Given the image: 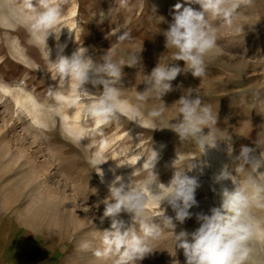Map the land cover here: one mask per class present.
<instances>
[{
  "label": "rangeland",
  "instance_id": "374dc122",
  "mask_svg": "<svg viewBox=\"0 0 264 264\" xmlns=\"http://www.w3.org/2000/svg\"><path fill=\"white\" fill-rule=\"evenodd\" d=\"M178 3L186 4L187 0H68L58 37L49 36L47 44L43 37L29 33L22 17L0 24V245L13 262L104 264L78 245L111 230V218L104 216V201L115 176L139 184L148 175L143 165L153 150L157 152L153 171L167 184L174 161L176 168H185L201 157L202 149L192 142H180L169 129L178 116L174 102L188 88H195L218 114L214 131L221 139L217 148L207 149L201 157L207 165L203 174L197 170L187 173L197 176L200 184L196 191L199 207L193 212L218 206L220 189L232 186L229 180L215 181L222 165L230 163L227 146L238 152L241 145H248L256 147L257 154H264V0L241 5L231 27L216 21L217 49L210 54L205 76H178L173 87H182L162 98L167 107L155 120L145 115L137 123L121 116L118 123L103 126L89 139L78 141L81 128L92 124H82V103L68 106L75 91L70 88L65 93L66 103L61 106L46 96L48 86L55 83L51 61L84 47L93 57L112 53L115 59L126 62L133 53L140 54L137 66L124 67L118 85L128 101L125 108L140 104L146 114L154 107H163L155 98L137 101L136 93L143 90L145 74L158 60L172 62L161 31L167 28ZM67 21L72 24L70 30H65ZM125 32L130 38L119 42L118 36ZM22 82L24 87H18ZM92 91L99 95L97 89ZM30 94L39 101L40 120L33 117L35 113L29 117L23 111ZM100 133L109 141V159L94 167L90 160L96 148L90 145L92 140L101 139ZM109 166L116 175L108 172L105 179ZM243 175L235 173L234 179ZM145 209L146 215L153 217L162 213L160 201L151 194ZM168 214L174 215L170 209ZM252 215L261 221V228L254 238L250 264H264V209L254 208ZM196 227L193 217L177 223L175 232L191 233ZM175 245L174 234L166 230L140 264H184L183 250Z\"/></svg>",
  "mask_w": 264,
  "mask_h": 264
},
{
  "label": "clouds",
  "instance_id": "9594fccd",
  "mask_svg": "<svg viewBox=\"0 0 264 264\" xmlns=\"http://www.w3.org/2000/svg\"><path fill=\"white\" fill-rule=\"evenodd\" d=\"M251 2L187 0L186 4L174 6L171 21L161 31L165 49L172 52V62L161 63L158 60L150 73L145 74L143 90L136 93L137 101L144 103L155 98L163 102V107H154L146 114L140 104L125 108L128 101L123 98V89L118 85H121L124 67L137 66L140 54L133 53L126 62L115 59L112 53L101 58L93 57L84 47L78 48L71 56L58 55L55 61H51L54 69L51 80L55 83L48 86L46 96L56 106H61L66 103L65 93L70 88L75 91V98L67 101L68 106L82 103V124H92L90 128H81L78 141L89 139L103 126L118 123L121 116L137 123L144 120L145 115L155 120L167 107L162 98L182 87H173L172 82L178 76L189 73L199 79L205 76L210 54L217 49L216 21L231 27L237 10ZM67 3L68 0H0V24L22 17L29 33L36 38L43 37L46 43L49 36L58 37L57 28ZM129 38L130 34L125 32L118 36V41L124 42ZM17 86L24 87V84ZM93 88L99 95L92 91ZM174 103L178 106V116L169 129L179 141L197 145L203 150L201 157L207 149L217 148L221 141L214 131L218 114L214 113L211 105L203 102L196 89L184 90ZM39 110V101L30 94L23 109L25 115L31 117ZM100 135L101 139L92 140L90 145L96 148L90 160L94 167L109 159V141L102 133ZM227 153L230 163L222 165L215 181L229 180L232 186L220 189L218 206L210 207L207 212H193V208L199 207L196 191L200 184L197 176L187 173L197 170L203 174L207 166L205 161L200 157L185 168H176L174 161L173 175L164 184L153 171L157 152L152 150L150 159L143 165L148 171L143 181L138 184L128 179L125 182L117 175L110 182L109 196L104 201V216L111 218V230L99 232L96 239L81 241L79 249L90 252L104 264H140L154 251L152 245L167 230L174 234L175 247L183 250L184 264H250L255 251L254 238L261 228V221L253 217L252 210L264 209V172L261 171L264 169V154H257L256 147L248 145H241L238 152L234 148L229 150L227 146ZM233 164L237 166L233 168ZM235 173H244L243 178L234 179ZM148 193L160 201L162 213L159 217L146 215ZM169 209L174 215L168 214ZM193 217L198 224L194 231L175 232L177 223L184 224Z\"/></svg>",
  "mask_w": 264,
  "mask_h": 264
},
{
  "label": "crops",
  "instance_id": "0c3cea01",
  "mask_svg": "<svg viewBox=\"0 0 264 264\" xmlns=\"http://www.w3.org/2000/svg\"><path fill=\"white\" fill-rule=\"evenodd\" d=\"M0 264H17V262H13L11 254L7 253L2 245H0Z\"/></svg>",
  "mask_w": 264,
  "mask_h": 264
},
{
  "label": "bare ground",
  "instance_id": "6f19581e",
  "mask_svg": "<svg viewBox=\"0 0 264 264\" xmlns=\"http://www.w3.org/2000/svg\"><path fill=\"white\" fill-rule=\"evenodd\" d=\"M71 27H72V24L69 23V21H67V23H66V27H65V30H70ZM68 38H69V37H68ZM39 113H40V110H39L38 113H35L34 116H33V117H34L35 119H37V120H40V118H41ZM207 156H208V155H207ZM107 168H108L109 170H107V172L105 173V175H106V176H105V177H106L105 179L108 178V177H107L108 172L111 173V172H110V170H111V169H110V166L107 167ZM111 174H112V175H116V172H112ZM111 174L109 175V177L112 176ZM110 178H111V177H110ZM110 178H109V179H110ZM149 194H150V193H148L147 196H149Z\"/></svg>",
  "mask_w": 264,
  "mask_h": 264
}]
</instances>
